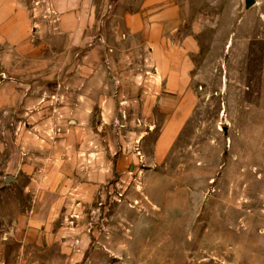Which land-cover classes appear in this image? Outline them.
Masks as SVG:
<instances>
[{"label": "rangeland", "instance_id": "374dc122", "mask_svg": "<svg viewBox=\"0 0 264 264\" xmlns=\"http://www.w3.org/2000/svg\"><path fill=\"white\" fill-rule=\"evenodd\" d=\"M148 1L0 0V264H264V0Z\"/></svg>", "mask_w": 264, "mask_h": 264}, {"label": "crops", "instance_id": "0c3cea01", "mask_svg": "<svg viewBox=\"0 0 264 264\" xmlns=\"http://www.w3.org/2000/svg\"><path fill=\"white\" fill-rule=\"evenodd\" d=\"M160 0H149L148 2L149 3H153V2H155V4H158L157 2H159ZM134 19L135 20H138L139 21V25H140V22L142 21V16L141 15H138L137 17L135 16L134 17ZM170 20H172V19H170ZM171 29H174V24H172V26H171ZM110 110H107L106 108L104 109V115H105V117L107 116V117H109L110 116ZM109 118H106V120H108ZM65 162V159H63V163ZM62 177H61V175H59V176H57L56 178H53V183H51V185L50 186H45V185H42V187H40L41 186V184L39 185V188L36 190V191H34V188H33V186H29L28 187V190H30V188H31V190H32V192L34 193L35 192V194H37L38 193V195L40 194V195H45L46 194V192L48 191V190H51V191H56L57 189H58V183H56L55 182V180H58V179H61ZM41 188V189H40ZM30 223H32V221H30Z\"/></svg>", "mask_w": 264, "mask_h": 264}, {"label": "water", "instance_id": "95a60500", "mask_svg": "<svg viewBox=\"0 0 264 264\" xmlns=\"http://www.w3.org/2000/svg\"><path fill=\"white\" fill-rule=\"evenodd\" d=\"M254 3H255V0H246V6L247 7L251 6ZM10 179H11V177H6L5 181H9Z\"/></svg>", "mask_w": 264, "mask_h": 264}]
</instances>
